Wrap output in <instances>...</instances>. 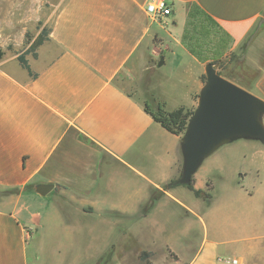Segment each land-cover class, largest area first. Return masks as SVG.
Instances as JSON below:
<instances>
[{
    "label": "crops",
    "instance_id": "obj_1",
    "mask_svg": "<svg viewBox=\"0 0 264 264\" xmlns=\"http://www.w3.org/2000/svg\"><path fill=\"white\" fill-rule=\"evenodd\" d=\"M168 1L173 13L153 19L148 0H24L53 10L37 56L26 55L33 75L18 57L0 62V264H43L34 238L45 229L65 226L82 244L98 219L171 250L152 264H264V143L236 139L206 158L194 176L197 189L211 181L206 201L164 187L180 175L181 136L145 110L150 96L195 107L206 63L239 51L254 29L246 55H256L264 0ZM162 55L171 68L157 76ZM249 90L264 99V65ZM40 183L54 187L41 195Z\"/></svg>",
    "mask_w": 264,
    "mask_h": 264
},
{
    "label": "rangeland",
    "instance_id": "obj_2",
    "mask_svg": "<svg viewBox=\"0 0 264 264\" xmlns=\"http://www.w3.org/2000/svg\"><path fill=\"white\" fill-rule=\"evenodd\" d=\"M52 10V8L24 7V0H0V51L2 52L0 62L15 59L20 53L28 49L35 50L38 38L42 36L43 28H48V26L43 24L42 18ZM260 28L258 32L264 29V24H260ZM257 43L264 42L257 41ZM255 46H257L256 42ZM247 48L248 45L238 51L239 56L242 57L241 67L233 71L235 73L234 78L250 89L258 75L259 66L264 65V46L260 50L257 49L258 52L256 51L254 56L246 55ZM253 59L254 62L251 63ZM223 61L224 63H229V58H223ZM215 66L218 68V65ZM231 67L232 64H229V68ZM170 68V61H167L162 66H156L155 75L163 76ZM149 100L152 101V96H150ZM216 184V189H219L218 183ZM186 195L193 198L191 191L186 192ZM187 200L190 201L189 198ZM61 215L68 223L72 224L74 222L69 211H62ZM172 220L170 226L175 224V219L172 218ZM104 223V220H93V236L90 238L88 233L84 237L81 236L80 241L82 244H74L76 242L71 237L72 231L65 226L56 228L55 225H52L45 229L40 239L34 238L35 242H39L40 249L43 252V264H120L118 260H126L125 264H147L146 260L141 257L143 252L150 253V261L152 257L156 256V259L162 252L172 254L169 248L154 249L156 252H153L142 247V245H152L151 237L142 233L139 234L138 231L135 232V225L128 226L131 231L123 233L119 229H115L114 226L111 227V224L105 228ZM82 225H85L84 221ZM178 225L180 229H184V220L182 224ZM193 228L198 233H201L200 221H194ZM199 243V239L194 242L195 246ZM174 246L178 252H186L184 244L179 239L174 241ZM33 248L34 246L32 245L30 252ZM104 251L103 259L99 260L100 254ZM107 259L108 261L106 262Z\"/></svg>",
    "mask_w": 264,
    "mask_h": 264
},
{
    "label": "water",
    "instance_id": "obj_3",
    "mask_svg": "<svg viewBox=\"0 0 264 264\" xmlns=\"http://www.w3.org/2000/svg\"><path fill=\"white\" fill-rule=\"evenodd\" d=\"M164 64V56L158 65ZM206 81L181 139L182 169L178 184L191 182L206 158L217 149L245 138L264 143V99L223 77L213 62L205 65ZM53 184L40 183L35 190L47 195Z\"/></svg>",
    "mask_w": 264,
    "mask_h": 264
},
{
    "label": "trees",
    "instance_id": "obj_4",
    "mask_svg": "<svg viewBox=\"0 0 264 264\" xmlns=\"http://www.w3.org/2000/svg\"><path fill=\"white\" fill-rule=\"evenodd\" d=\"M261 24H264V21H262ZM49 30H50L49 28H46V27L43 28L42 36H40L38 38V41H37L35 46H38L43 40H45L47 38V36L49 34ZM254 30L248 36V38H246V40L244 41V43L240 47L239 51L242 50L244 48V46L248 45L251 37L253 36V33H255ZM30 52H32L35 57L37 56V53L35 52L34 49H28L25 52H22L18 55V60L22 64V66L26 67L30 71V73L33 75V72L31 71L29 62L26 58V55ZM1 56H2V52L0 51V57ZM225 58L226 59L229 58V63H224L223 58L215 60V61H211L214 64L218 65V68H217L218 73L220 75H222L223 77H225V78L235 82L236 84H238V85L249 90V88H247L244 84H242V82H240L234 78L235 73L233 70L241 67V58L242 57L239 56L238 51L231 53L230 55L226 56ZM229 64H232L231 68H229ZM203 80H204V82L206 81V75L205 74L203 76ZM196 98H198V94L196 95ZM195 108L196 107L189 108L186 106H180L176 109L169 110L166 106L165 101L160 100L155 96H152V101L147 100L145 103V110L149 114H151L152 117L157 122H159L163 127H165L167 130H169L170 132H172L176 135L181 136V139H182V137L186 131L189 119L192 116V114L194 113ZM181 169H182V164H181ZM181 169H180V173H181ZM178 178L179 177L172 178L164 187L168 188V187L180 185L177 183ZM186 186L190 190H192L197 197H200L206 201H209L212 198L211 181H208V188L206 190L197 189L195 187V177H193L191 182L186 184ZM157 197H158V194H156V193L153 194L152 198L150 199L149 203L146 206V209L152 205L153 201ZM141 257L144 260H146L147 264H152V262L149 259L150 258L149 252H143ZM102 259H103V257H102ZM107 261H108V259L106 260V262Z\"/></svg>",
    "mask_w": 264,
    "mask_h": 264
},
{
    "label": "built area",
    "instance_id": "obj_5",
    "mask_svg": "<svg viewBox=\"0 0 264 264\" xmlns=\"http://www.w3.org/2000/svg\"><path fill=\"white\" fill-rule=\"evenodd\" d=\"M146 11L153 19L168 17L173 13V6L168 0H148Z\"/></svg>",
    "mask_w": 264,
    "mask_h": 264
}]
</instances>
